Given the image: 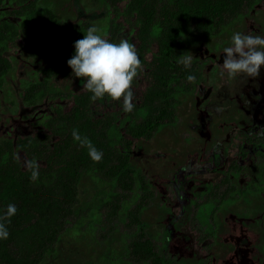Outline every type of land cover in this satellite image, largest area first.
<instances>
[{"label": "rangeland", "instance_id": "rangeland-1", "mask_svg": "<svg viewBox=\"0 0 264 264\" xmlns=\"http://www.w3.org/2000/svg\"><path fill=\"white\" fill-rule=\"evenodd\" d=\"M38 2L43 16L23 19L20 49L10 47L12 68L0 89V136L31 135L40 171L57 135L67 132L54 115L67 112L70 94L85 90L83 78L66 63L73 41L93 24L114 42L133 43V30L125 23L115 37L108 33L106 0ZM233 31L264 35V0L192 46L197 78L171 85L169 124L133 152L141 179L132 173L117 184L96 173L81 188L75 212L43 264H153L130 254L140 231L130 211L139 204L145 235L168 263L227 264L235 251L238 264H264V67L251 79L227 76L220 62ZM141 77L132 87L134 101L148 86ZM27 89L33 106L22 100ZM91 108L95 118L121 112L120 101L110 97L95 99ZM126 114L112 115L118 117L117 144L125 143L121 134L130 119L141 122L145 115L137 108Z\"/></svg>", "mask_w": 264, "mask_h": 264}, {"label": "trees", "instance_id": "trees-1", "mask_svg": "<svg viewBox=\"0 0 264 264\" xmlns=\"http://www.w3.org/2000/svg\"><path fill=\"white\" fill-rule=\"evenodd\" d=\"M257 2L106 0L111 10L109 21L112 30L108 33L115 37L125 23L133 30V44L141 64L131 87L139 83L141 75H146L148 86L140 93L138 101H134V109L144 110V119L141 122L130 119L126 133L121 134L125 143L117 144L114 137L115 132L119 133L117 116L124 112L114 113L116 117L108 112L102 118H95L91 108L94 100L90 99L91 93L87 89L70 94L67 112L57 111L54 115L63 122L61 130L67 132L57 135L53 150L40 166L39 177L35 181L29 178L30 171L23 167L25 159H34L32 136H0V209L8 202L15 203L17 207L16 214L7 225L8 237L0 240V264H43L64 232L67 220L74 214L81 188L94 179L96 173L117 184L125 182L132 173L140 175L141 169L133 159V152L144 145L143 140L150 139L154 131L169 124L168 107L173 97L171 85L186 79L188 72H194L197 78L194 64L184 68L177 63V56L192 52L195 43L208 40L221 27L232 24L245 7H252ZM42 16L38 0H0V89L12 68L10 47H14L16 52L20 49L21 22L38 21ZM30 93L32 90L27 89L22 100L33 106L35 101ZM73 128L102 150L99 161H93L87 148L73 139ZM134 181H137L136 177ZM143 189L145 201L149 194L146 187ZM243 192L245 197L251 198L248 189H243ZM139 205L130 211V220L140 228L130 243L131 256L153 264H171L146 237L147 225ZM115 212L113 209L108 213L110 219ZM234 253L232 251V261L228 260L227 264H238Z\"/></svg>", "mask_w": 264, "mask_h": 264}, {"label": "clouds", "instance_id": "clouds-1", "mask_svg": "<svg viewBox=\"0 0 264 264\" xmlns=\"http://www.w3.org/2000/svg\"><path fill=\"white\" fill-rule=\"evenodd\" d=\"M73 48V54L66 63L74 76L83 78V88L91 93L90 99L110 97L120 101L122 112H132L135 102L131 86L141 64L135 45L126 38L118 42L111 41L93 24L83 31L81 38L73 41ZM222 53L224 55L220 63L228 77H258L264 67V35L233 31L230 43L222 48ZM193 59L192 52L186 51L177 56V63L190 68ZM195 79L194 72L186 73L187 81ZM72 137L87 148L88 156L93 161L102 158V150L76 128L72 129ZM23 167L30 171L31 180L38 179L39 165L35 159H25ZM16 211L17 207L12 202L0 209V240L8 237L7 225Z\"/></svg>", "mask_w": 264, "mask_h": 264}]
</instances>
